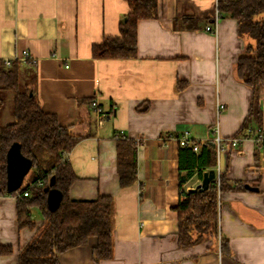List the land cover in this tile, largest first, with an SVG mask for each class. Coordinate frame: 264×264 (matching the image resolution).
I'll use <instances>...</instances> for the list:
<instances>
[{"label":"crops","instance_id":"0c3cea01","mask_svg":"<svg viewBox=\"0 0 264 264\" xmlns=\"http://www.w3.org/2000/svg\"><path fill=\"white\" fill-rule=\"evenodd\" d=\"M219 1L157 0L156 15L138 22L136 56L94 58V44L120 34L130 11L126 0H0V60L21 59L27 51L22 81L32 82L45 111L81 136L68 154L77 174L70 197H113L112 257L94 258L98 240L91 236L62 252L61 264H264V144L253 138L216 153L212 168L239 185L218 197L219 231L230 252L211 238L178 243L174 207L203 176L198 167L180 171L181 145L162 137L188 129L201 147L214 144L217 126L233 137L252 100V89L236 75L252 39L239 35L235 18L219 13ZM92 99L106 112L102 123ZM260 102L264 126V87ZM13 121L9 116L5 123ZM120 136L143 139L137 178L128 186L120 185L118 173ZM16 203V196L0 195V243L12 246L0 253V264H17L20 248L35 234L19 226Z\"/></svg>","mask_w":264,"mask_h":264},{"label":"trees","instance_id":"16d2710c","mask_svg":"<svg viewBox=\"0 0 264 264\" xmlns=\"http://www.w3.org/2000/svg\"><path fill=\"white\" fill-rule=\"evenodd\" d=\"M130 11L120 23V34L107 35L92 46L94 58L133 57L137 54V30L141 19L157 13V0H126ZM221 15L238 22L241 36L252 39L236 64V75L252 89L250 109L242 131L262 120L260 88L264 87V0H220ZM189 28H194L189 24ZM22 60L15 58L7 65L0 60V195L17 198V218L20 227L36 229L34 236L19 250L17 264H61L60 255L69 248L85 245L91 236L97 237L93 256L97 260L113 255V197L100 195L92 199L70 197V188L77 178L68 154L81 139L69 126L60 123L56 113L45 111L30 81H22ZM93 100V99H92ZM92 100L90 104L92 106ZM10 105L13 122L3 123L2 112ZM143 108V107H142ZM141 109V108H140ZM19 142L22 153L32 160V167L16 191L7 188V152ZM137 148L133 139L118 137L117 157L120 185L128 186L137 178ZM216 164L215 145L205 141L196 153L192 147L179 149L180 171L205 169ZM180 175V185L183 184ZM239 185L230 184L224 175L218 186L214 178L208 188L182 193L174 207L178 214V243L189 246L204 239H214L222 252H230L228 239L219 231V193ZM61 191L56 208L48 202L50 189ZM28 194L25 195L24 193ZM18 194V195H17ZM40 210L37 223L33 209ZM12 246L0 243V253H10Z\"/></svg>","mask_w":264,"mask_h":264},{"label":"built area","instance_id":"2783aa9c","mask_svg":"<svg viewBox=\"0 0 264 264\" xmlns=\"http://www.w3.org/2000/svg\"><path fill=\"white\" fill-rule=\"evenodd\" d=\"M219 15L217 14V19L218 20ZM216 26H207V30H210L211 32H216ZM28 58V52L24 51L21 60L26 61ZM7 65L11 64V59H4ZM92 108L95 110L97 114V121L98 123H102L104 119L106 118V112L102 108V106L99 104L97 99L92 100ZM122 135V131L121 134ZM167 137H174L177 139L178 143L181 146H186V147H192L194 151H199L200 147V141L192 139L190 136V131L188 129L183 130L182 132H175V133H170V134H165L162 139H166ZM246 138H253L254 141L258 144H264V126L262 125H251L246 127L241 133L233 136V137H228L226 138L220 133L219 126L215 128V135L213 138V142L215 145L216 153L218 157L221 156L222 153L225 152L228 146H236L240 144V142ZM143 139L137 138L136 143L139 144L142 142ZM216 171L215 178L217 180V185L219 186L221 183V176L222 172L220 168H218ZM25 195L28 193L25 192ZM18 195V194H17Z\"/></svg>","mask_w":264,"mask_h":264},{"label":"water","instance_id":"95a60500","mask_svg":"<svg viewBox=\"0 0 264 264\" xmlns=\"http://www.w3.org/2000/svg\"><path fill=\"white\" fill-rule=\"evenodd\" d=\"M32 167V160L26 157L21 151V145L19 142H14L7 152V188L9 191L18 190L27 173ZM215 169H210L203 173L202 182L197 185L193 190L198 188L206 189L209 186L211 180L215 178ZM251 189H258L257 187L248 186ZM62 198V193L56 188H52L48 194V202L51 208H56Z\"/></svg>","mask_w":264,"mask_h":264},{"label":"rangeland","instance_id":"374dc122","mask_svg":"<svg viewBox=\"0 0 264 264\" xmlns=\"http://www.w3.org/2000/svg\"><path fill=\"white\" fill-rule=\"evenodd\" d=\"M9 116H11V114H10V105L7 104V105L5 106V110L2 112V122H3L4 124H5V121L7 120V118H8ZM33 217H34V219H36V220H40V219H42V215H41L40 210H38L37 208H34V209H33Z\"/></svg>","mask_w":264,"mask_h":264}]
</instances>
